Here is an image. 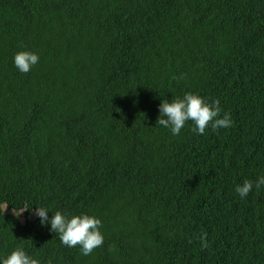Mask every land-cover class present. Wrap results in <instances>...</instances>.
<instances>
[{
    "label": "trees",
    "instance_id": "obj_1",
    "mask_svg": "<svg viewBox=\"0 0 264 264\" xmlns=\"http://www.w3.org/2000/svg\"><path fill=\"white\" fill-rule=\"evenodd\" d=\"M188 92L231 127L156 124ZM261 176L264 0H0V258L264 264ZM36 207L99 218L103 246L63 245Z\"/></svg>",
    "mask_w": 264,
    "mask_h": 264
},
{
    "label": "clouds",
    "instance_id": "obj_2",
    "mask_svg": "<svg viewBox=\"0 0 264 264\" xmlns=\"http://www.w3.org/2000/svg\"><path fill=\"white\" fill-rule=\"evenodd\" d=\"M38 62L39 56L30 51L21 50L14 55V65L21 73H28ZM159 113L156 124L170 129L174 136L179 135L185 123L189 121L193 124L192 132L197 135H203L209 126L212 131H217L231 127L233 123L229 113H224L221 117L219 99L209 103L200 95L191 92L185 93L182 98L162 100ZM253 186L251 180H244L236 186L235 191L243 199L252 191ZM262 186L264 176L255 182L256 189ZM34 214L40 218L42 225H51L50 230L59 234L63 245L72 248L79 246L82 255H90L94 249L103 246L104 236L100 231L102 222L95 216L80 214L69 217L56 211L49 219L48 210L44 207H36ZM206 235L205 233L201 237L203 248L208 247ZM0 264H39V261L27 255L22 247H17L6 257L0 258Z\"/></svg>",
    "mask_w": 264,
    "mask_h": 264
},
{
    "label": "rangeland",
    "instance_id": "obj_3",
    "mask_svg": "<svg viewBox=\"0 0 264 264\" xmlns=\"http://www.w3.org/2000/svg\"><path fill=\"white\" fill-rule=\"evenodd\" d=\"M21 218H22V215H21ZM22 220H23V218H22Z\"/></svg>",
    "mask_w": 264,
    "mask_h": 264
},
{
    "label": "bare ground",
    "instance_id": "obj_4",
    "mask_svg": "<svg viewBox=\"0 0 264 264\" xmlns=\"http://www.w3.org/2000/svg\"><path fill=\"white\" fill-rule=\"evenodd\" d=\"M23 239V238H22ZM26 239V238H25Z\"/></svg>",
    "mask_w": 264,
    "mask_h": 264
}]
</instances>
